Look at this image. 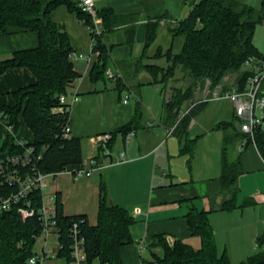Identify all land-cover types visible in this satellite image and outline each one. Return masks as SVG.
Returning <instances> with one entry per match:
<instances>
[{
	"label": "crops",
	"instance_id": "obj_1",
	"mask_svg": "<svg viewBox=\"0 0 264 264\" xmlns=\"http://www.w3.org/2000/svg\"><path fill=\"white\" fill-rule=\"evenodd\" d=\"M187 1L97 0L93 20L98 29L105 31L104 42L110 50L107 68L124 77L126 88L118 87L116 78H91L97 55L92 63L71 58L80 76L67 91L69 99L72 92L78 93L70 109V136L81 139L83 159L99 155L97 135L109 132L112 140L107 153L99 158L104 168L76 178L72 172L79 165H70L57 173L48 194H60L66 215L84 214L90 225H96L100 183L105 179L113 204L129 210L136 220L131 226V241L120 248L123 264H158L156 256H161L163 249L155 241L157 236H163L169 244L180 239L200 248L202 240L192 234L187 219L192 208L208 212L217 252L226 255L231 264H241L256 253L260 248L258 238L264 233V155L256 141L240 130L233 103L225 97H215L216 88L210 89L207 81L200 82L193 97L182 105L180 113L188 111L191 121L186 133L179 134L175 130L179 119L175 123L166 119L164 102L174 88H183V84L168 92L161 88V75L151 83L152 72L147 66L167 68L170 60L166 53L171 49L175 52L182 45V39L174 37L165 17L180 21ZM245 2L257 11L264 9L262 0ZM104 7H111L120 15V23L113 29L106 30L99 14ZM50 18L67 33L74 52H90L91 30L74 11L58 5L50 12ZM152 22H158L156 36L145 48L148 24ZM254 43L264 56V21L256 26ZM39 44L35 30L0 25V60ZM262 63L264 59H257V64ZM229 74L237 75V83L226 86L221 82L220 93L240 87V73ZM35 82L36 76L25 66L2 72L0 109L14 106L15 92ZM20 121L18 138L33 142V131L22 116ZM226 123L228 128L223 127ZM9 133L10 128L0 119V144ZM226 137L229 156L239 166L236 194L222 185ZM227 203H231L229 207H225ZM49 247L56 253L35 264H69L58 256L57 239L53 236ZM91 264L102 262L95 259Z\"/></svg>",
	"mask_w": 264,
	"mask_h": 264
},
{
	"label": "trees",
	"instance_id": "obj_2",
	"mask_svg": "<svg viewBox=\"0 0 264 264\" xmlns=\"http://www.w3.org/2000/svg\"><path fill=\"white\" fill-rule=\"evenodd\" d=\"M80 0H0V25L5 28L15 25L32 29L39 33V46L17 51L12 57L0 60V74L11 67L25 66L32 70L36 82L18 89L15 92L16 104L2 107L0 119L12 130L0 144V162L8 156L23 153L27 147L34 148L33 160L22 168L23 172H32V167L49 172H61L70 165L81 164L83 152L81 139L65 136V128L71 123L70 109L72 103L60 101L62 94L68 95V87L80 76L72 61L73 48L63 28L50 18V12L58 5H66L74 11L92 30L94 52L97 60L90 71L91 78L99 80L108 78L106 69L109 64L110 50L104 42L102 31L97 34L93 17L84 11ZM190 13L180 21L179 28L173 29V35L182 39L179 50H169L166 55L170 60L167 68L147 66L152 72L153 80L167 82L173 77L177 67H181L185 78L191 79L186 88H174L172 95L165 99L164 113L167 120L175 123L185 101L194 95L196 86L207 79L210 88H215L227 73L239 72L240 89L253 74V70L242 71L251 57L264 59L254 43V32L258 23L264 21L263 11L245 2V0H193ZM106 30L113 29L120 23V15L111 7L99 10ZM158 22L148 24L145 48L155 39ZM118 87L126 88L127 81L117 74ZM264 94V81L262 84ZM20 116L34 133L31 143L20 142L18 130ZM191 121V114H185L178 122L177 133H186ZM229 124H224L228 128ZM255 141L264 155V128L255 132ZM112 140V139H111ZM108 143V148L111 144ZM23 141V140H22ZM228 139L222 155V185L224 189L238 192V162L230 158ZM102 150L97 155L99 159ZM39 154L41 158L38 159ZM15 187L1 186L0 193L14 191ZM31 198L35 203L41 202V191L35 190ZM227 203L225 207H229ZM56 219L59 229L58 256L71 259L73 222L77 220L81 234L85 238L88 264L99 259L102 264H123L120 259V248L131 241V226L134 216L124 207L113 204L105 179L100 183L98 223L90 225L86 215H66L60 194L56 195ZM188 223L193 235L202 240L200 248L177 239L169 244L163 236L155 241L163 249L161 256H156L158 264H231L226 255H219L216 249L214 230L208 212L192 208L187 214ZM38 215L23 219L17 208L0 213V264H29L30 257L36 254L34 246L41 232ZM259 250L245 259L241 264H264V233L258 238Z\"/></svg>",
	"mask_w": 264,
	"mask_h": 264
},
{
	"label": "built area",
	"instance_id": "obj_3",
	"mask_svg": "<svg viewBox=\"0 0 264 264\" xmlns=\"http://www.w3.org/2000/svg\"><path fill=\"white\" fill-rule=\"evenodd\" d=\"M196 1L198 2L199 0ZM96 2L97 0H80L79 5L94 18L97 13ZM262 3L264 6V0H262ZM90 30L92 29L90 28ZM95 31L97 34H101L102 32V30L96 27V24ZM94 44L95 42L92 39L91 50L89 53H76L73 51L72 57L74 56L78 59H84L88 63H92L93 56L97 55L93 50ZM246 65L253 68V74L249 76L246 88L239 89L238 87H232V89L220 93L219 89L221 88V85H218V87H215L216 89L213 92V95L215 97H225L233 103L235 107V116L239 121L240 130L248 134L255 141V132L259 128H264V94L261 93L264 81V63L259 65L257 64L256 58L251 57L246 61ZM106 76L113 79L117 76V73L107 68ZM207 83L210 88V81L207 80ZM77 99V92H72L70 99L66 94L60 96V101L62 103L69 101L72 103ZM125 101H128V96ZM187 113L188 111L183 114L181 112L180 117ZM178 121H180V119ZM8 127L11 131L12 126ZM173 130L174 128L170 130L171 133ZM71 132L72 127L71 123H69L65 128V136L69 137ZM111 139L112 134L109 132H104L95 137V143L98 150L103 149V156L108 151L107 146ZM20 142L22 144L24 143L22 140ZM33 152L34 148L30 146L27 147L25 152L8 156L0 162L1 186L15 187V190L9 193H0V213L12 210L16 207L23 219H27L37 214L41 223V232L35 236V238L36 240L42 238V251L41 253H36L30 257L28 260L29 264L44 261L49 256L56 253L52 247H49V241L52 236L57 239V250L60 248V235L56 219V194H48L50 183L58 172L44 173L36 167H32V172L28 171L24 173L22 168L32 162ZM123 156L124 153L122 154V157ZM40 158L41 154L38 156V159ZM104 167L105 165L97 158V155H93L83 159L82 163L79 164L78 168L72 173L76 178H80L82 176H90L94 171L100 170ZM35 190L41 191V202L39 204L35 203L31 198ZM79 224L80 223L75 220L71 229L73 242L71 245V259L69 264H88L85 238L81 234ZM141 264L148 263L142 262Z\"/></svg>",
	"mask_w": 264,
	"mask_h": 264
},
{
	"label": "rangeland",
	"instance_id": "obj_4",
	"mask_svg": "<svg viewBox=\"0 0 264 264\" xmlns=\"http://www.w3.org/2000/svg\"><path fill=\"white\" fill-rule=\"evenodd\" d=\"M192 2H193V0H189V1L186 2V4H184V8L182 10V19L185 18L190 13V11H191V9L193 7L192 6ZM252 2H253V0H252ZM164 21L172 27V30L174 28H179V26H180V23L178 21L176 22V20H172V19H169L167 17H165V20ZM243 68H246V69L248 68V66L246 65V63L244 64ZM183 76H184V73L182 71V68L181 67H177L175 69V71H174L173 77L169 78V80L167 82L160 83L162 90L167 89L168 92H169L173 86H176L177 87V86L182 85V84H183L182 85L183 88L186 89L191 84L192 81H191L190 78H185V76L184 77ZM236 76L237 75H235V74H229V73H227L221 79V82L223 83V85H226V86H228V85L230 86L231 85L232 86L233 83H237L236 82ZM182 80H184V83L182 82ZM216 87H218V85ZM197 89H198V85L196 86L195 91H197ZM211 89H214V88H211ZM181 118L182 117H180L179 119H181ZM42 246H43L42 240L37 239V241L35 243V246H34V251H37L38 253H41Z\"/></svg>",
	"mask_w": 264,
	"mask_h": 264
},
{
	"label": "water",
	"instance_id": "obj_5",
	"mask_svg": "<svg viewBox=\"0 0 264 264\" xmlns=\"http://www.w3.org/2000/svg\"><path fill=\"white\" fill-rule=\"evenodd\" d=\"M109 155V154H108Z\"/></svg>",
	"mask_w": 264,
	"mask_h": 264
}]
</instances>
